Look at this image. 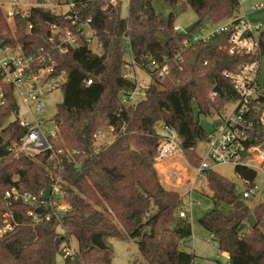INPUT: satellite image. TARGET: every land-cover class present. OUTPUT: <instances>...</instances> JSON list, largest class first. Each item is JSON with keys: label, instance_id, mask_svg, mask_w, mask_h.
<instances>
[{"label": "trees", "instance_id": "obj_1", "mask_svg": "<svg viewBox=\"0 0 264 264\" xmlns=\"http://www.w3.org/2000/svg\"><path fill=\"white\" fill-rule=\"evenodd\" d=\"M52 1L77 3L92 18L101 49L96 54L80 44L59 55L48 40L55 16L31 9L27 17H15L11 33L0 10L4 44H19L25 55L49 51L55 74L67 76L53 116L60 138L55 146L67 150L60 157L59 169H52L47 154L30 158L14 150L24 130L17 122H6L16 109L10 90L9 107L0 109V147L6 145L0 149V229L11 225V230L0 235V264H58V256L61 264H111L108 238L136 243L143 261L132 264H192L195 257L180 248L192 235L189 221L178 219L181 196L162 186L154 167L160 139L156 128L160 125L173 132L180 140V154L193 168L198 167L195 150L208 133L194 118L193 105L199 115L212 116L235 101L237 95L223 73L234 72L250 57L228 55L226 37L215 36L187 50L180 72L175 70L163 80L155 78L143 98L125 108L119 94L135 89L122 78L126 49L142 65L148 59L172 61L178 43L187 37L173 32L178 6L191 10L199 29L205 22L216 24L236 15L240 1L128 0L125 17H121L119 0L115 7L109 0ZM28 24L32 25L29 32ZM260 46L264 55V29ZM87 80L91 85H86ZM107 127L114 129L113 142L95 148L93 136ZM234 171L243 181L256 179L251 170L236 167ZM58 173L62 203L67 206L63 213L53 214L47 207L32 209L5 198L11 188L35 196L45 194ZM204 176L214 207L198 220L199 225L217 250L228 254L229 264H264V202L250 208L234 183L212 170ZM31 210L34 216L29 215ZM250 215L255 227L240 229ZM69 248L73 253L67 256Z\"/></svg>", "mask_w": 264, "mask_h": 264}, {"label": "built area", "instance_id": "obj_2", "mask_svg": "<svg viewBox=\"0 0 264 264\" xmlns=\"http://www.w3.org/2000/svg\"><path fill=\"white\" fill-rule=\"evenodd\" d=\"M117 3L118 0H109V5L112 7H115ZM1 5L5 6V10ZM34 8L48 11L57 18V22L49 25L48 40L53 51L63 55L80 44H85L93 53L99 54L101 47L93 20L90 16L84 15L77 3L52 0L42 2L7 0L5 4H0L1 14L11 33L15 31V17H27L29 11ZM261 8H263L261 4L252 7L253 10ZM105 9L107 8L103 10ZM210 26V28L203 26L199 29L196 27L190 33H186V27L181 28L174 25V33L187 37L178 43L177 52L172 61L166 57L162 62L148 59L145 65H142L132 57L127 48L129 57L125 59L122 78L134 84L135 89L132 92L119 94L123 107L134 106L141 97L143 98L148 86L141 87L142 89L138 91L139 72L147 76L151 82L155 78L158 80L171 78L175 70L177 72L182 70L187 50L215 36L226 37L224 49L228 55L250 57V62L240 65L234 72L223 73L224 78L230 82L237 99L227 104L232 106L229 110H226V105L225 110L215 114L218 122L208 133L207 140L204 142L205 154L200 158L199 166L193 168L192 178L187 179L189 188L185 195L181 196L182 206L178 212V219L185 222L189 221L188 214L192 205L200 203L199 195L207 189L204 176L206 171H213V168L219 165H231L234 169L240 167L251 170L256 177L257 173L264 176V87L258 81L263 56L260 35L264 26L253 24L241 10L233 17L210 24ZM31 29L32 25L28 24L27 31ZM198 30L199 33H197ZM55 66L51 53L47 50L39 49L34 55H25L19 44L11 46L0 40V109L9 107L7 91L10 90L15 99L16 109L11 112L6 122H17L18 126L24 130L23 135L13 144V148L18 154L30 158L47 154L48 160L53 165L52 169H59L60 157L64 156L67 150L55 146L56 142H60V138L53 118L49 122L38 118V114L45 110L44 100L54 92L61 91L67 80L65 72L55 74ZM91 83V80L86 81L87 86ZM20 111L26 117H18ZM12 116L16 117L12 118ZM48 124H52L55 130H47L45 125ZM162 130L164 133L159 134L157 155L154 158L156 169L161 168L170 158L180 154L179 138L163 126ZM106 135L115 138L114 129L107 127L97 131L93 136L95 148L113 142L114 139L111 142L105 141ZM237 177L245 187L241 192L242 198L246 201L256 198L255 184ZM54 180L48 200L44 199L45 194L35 196L25 192L21 193L16 188L8 190L5 198L10 202L21 201L32 209L47 207L52 210L53 214L63 213L67 206L62 203L63 193L58 185L59 173L54 175ZM34 212L31 210L29 215L34 216ZM45 219L48 220L49 215ZM9 230H11V225L6 224L0 229V235ZM72 253L71 248L65 250L67 256ZM218 256H222L226 264H229L228 254L219 251ZM192 264L196 263L193 261Z\"/></svg>", "mask_w": 264, "mask_h": 264}, {"label": "rangeland", "instance_id": "obj_3", "mask_svg": "<svg viewBox=\"0 0 264 264\" xmlns=\"http://www.w3.org/2000/svg\"><path fill=\"white\" fill-rule=\"evenodd\" d=\"M121 2L120 14L121 17L127 15L128 0H119ZM240 10L246 14L248 19L253 24H258L264 26V0H239ZM7 0H0V4H5ZM256 4L263 5L260 10H253L252 7ZM2 6V5H1ZM5 10V6H2ZM157 8V7H156ZM158 9V8H157ZM175 26H180L185 28L196 21V16L191 12L189 8L183 9L182 6H178L175 10ZM204 25L210 28L209 22H205ZM199 33V30L198 32ZM129 52L125 55V59H128ZM258 81L262 87H264V55L261 58V65L259 71ZM151 81L143 73L139 72V82L138 91L146 85L149 86ZM147 86V87H148ZM142 87V88H141ZM144 90V89H143ZM142 96L141 93H138ZM142 98V97H141ZM62 93L61 91L54 92L45 101V110L38 114L39 119H43L47 122L52 120L56 113L57 105L61 103ZM232 106L227 105L226 110H229ZM225 110V107L223 108ZM34 112V110H33ZM194 118L198 121L199 125L205 130L206 133H210L215 127L217 120V115L212 116H202L198 114L197 108L193 105ZM16 116H12L14 118ZM18 117H26L22 111L18 114ZM47 130H55L52 124L45 125ZM156 131L158 134H163L162 126H157ZM105 132V131H104ZM107 134V132H105ZM107 142H111L114 138L110 135H106ZM206 145L204 142L197 144L195 152L199 158H202L205 154ZM156 169V168H155ZM193 167L190 165L186 159L181 155L177 154L175 157L167 160L164 165L156 169L159 180L162 184L171 190L177 191L180 196H184V191L188 188L187 179L192 178ZM213 171L219 176L227 179L236 186V191L241 193L244 190L243 182L237 177L234 171V167L231 165H219L213 168ZM180 181V182H179ZM256 186L257 196L256 198L247 201L250 208L255 207L258 204L264 202V176L257 173V177L254 181ZM177 187H173V186ZM196 196V195H194ZM211 192L206 189L204 190L200 197V203L192 205L189 210L188 219L191 225L192 235L187 240V243L180 244V248L187 253L194 254L197 258L194 259L196 264H226L225 259L222 256H218V250L216 244L211 240V236L206 232L198 223V220L206 213L210 212L214 205L210 199ZM194 237V238H193ZM107 244L112 250L111 264H132L134 261L142 262V258L138 252L137 245L134 241L118 240L113 238L107 239ZM57 263H62V257H57Z\"/></svg>", "mask_w": 264, "mask_h": 264}, {"label": "water", "instance_id": "obj_4", "mask_svg": "<svg viewBox=\"0 0 264 264\" xmlns=\"http://www.w3.org/2000/svg\"><path fill=\"white\" fill-rule=\"evenodd\" d=\"M198 25H199V21H195L194 23H192L191 25H189V26H187V27L185 28V32H186V33H190V32H191L192 30H194ZM157 37L160 38V39H163V38H164V35H163V34H157ZM194 63H195V60H193L192 64H194ZM217 91H218V89L215 88V92H217ZM5 147H6V145H3L2 147H0V149H1V148H5ZM131 150L134 151L133 148H132ZM49 195H50V192L47 191V192L45 193V195H44V199H45V200H48ZM241 206H244V203H242ZM229 219H231V216H230ZM255 224H256V223H255L254 218L252 217V215H250V216H248L247 223L242 224V225L240 226V229H244V228L247 227V226L250 227V228H253V227H255ZM263 239H264V235H263Z\"/></svg>", "mask_w": 264, "mask_h": 264}, {"label": "crops", "instance_id": "obj_5", "mask_svg": "<svg viewBox=\"0 0 264 264\" xmlns=\"http://www.w3.org/2000/svg\"><path fill=\"white\" fill-rule=\"evenodd\" d=\"M180 182V181H179ZM160 183L162 184V182H161V180H160ZM162 186L166 189V190H168V191H173V192H176L177 193V191H175V190H171V189H168V188H166L163 184H162ZM173 186V185H172ZM173 187H177V186H173ZM177 188H179V187H177ZM188 188H189V185H188ZM188 188L184 191V194L183 195H185V193L187 192V190H188ZM192 231V230H191ZM207 232V231H206ZM210 235V234H209ZM192 255L195 257V258H197L193 253H192ZM196 260V259H195ZM195 262V261H194Z\"/></svg>", "mask_w": 264, "mask_h": 264}]
</instances>
